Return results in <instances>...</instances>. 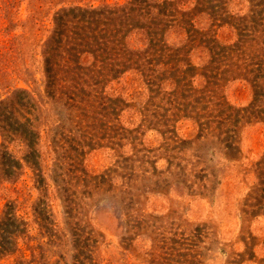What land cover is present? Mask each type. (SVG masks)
<instances>
[{
    "label": "rangeland",
    "instance_id": "rangeland-1",
    "mask_svg": "<svg viewBox=\"0 0 264 264\" xmlns=\"http://www.w3.org/2000/svg\"><path fill=\"white\" fill-rule=\"evenodd\" d=\"M129 1L0 0V264H264V70L243 77L248 48L224 68L215 52L208 69L204 43L232 44L241 17L259 46L264 0H148L156 20L172 3L193 13L190 40L174 22L157 28L193 65L93 80L86 50L88 73L68 71L59 22ZM147 41L136 27L125 45L142 54ZM47 50L61 51L52 86Z\"/></svg>",
    "mask_w": 264,
    "mask_h": 264
},
{
    "label": "trees",
    "instance_id": "trees-1",
    "mask_svg": "<svg viewBox=\"0 0 264 264\" xmlns=\"http://www.w3.org/2000/svg\"><path fill=\"white\" fill-rule=\"evenodd\" d=\"M153 6L154 4L150 3L148 0H130L127 4H123L122 6L117 8L99 7L84 10L83 12L78 9L79 14L77 16V22H83L84 25L82 27H75L74 29H70V26L76 25L75 17L66 18L64 20L66 27L63 28L61 26L63 22L60 21L59 24L61 28H59V31L57 32L55 42H58L57 48H64L66 49L67 53H69L68 59L70 61H67L69 65L68 71L71 68V72L78 74V69L82 68L83 66V68L87 72L86 68L88 67L79 62L80 55L83 52H87L86 50L90 51L93 56V66H90V69L93 72V76H90L93 80H101L102 78H104V71L108 69H111V74L114 76L121 72L122 68L135 67L136 65H134V63L139 64L140 68L138 69L143 74L144 71H146L148 73L147 76H151L150 73L154 71V67L158 66L159 68H165L163 70L161 69V71L159 70L157 73V75H159L161 78L166 77L165 75L167 73L165 75L164 73L168 69L173 68L174 70H186L180 64V62H183L185 65L187 63H189V65L191 64L190 62H188L186 47H171L167 45L168 43L165 41L163 35L165 28L159 31L157 30V28L160 26L167 27L174 22L184 28L187 34V39L190 40V38L200 34L199 30L194 27L192 18L193 13L191 11L183 13L181 11V7L179 9L172 3L170 6L168 5V8H165L164 10H161L159 12V16L156 20L152 12ZM139 12L145 14L149 13L152 22H150L149 24H146V22L140 24L138 20V17L140 15ZM156 15H158V13H156ZM239 18L242 20L241 24H238L239 22L236 23L234 22V20H232L231 25L235 26L237 30V40L233 41L232 44L226 45L217 42L215 37L212 35L213 32L209 37L205 38L204 43H207V45L209 43L215 44V46H212L211 48L212 59H209L210 66L206 65V67L208 69L219 67L216 64V60L220 61V63L222 62L223 68L227 67L230 63L228 60L229 58L235 60L239 57V53L237 54L238 49L248 48L252 50L249 51V57L240 58L241 61L246 64L242 67L244 69V72L248 68L247 72L243 74V77L248 78L250 82H253V84H255V81H257L255 75L256 71L264 70V44H261L264 42V40L259 42V46H254V32H247L248 29L253 28V22L247 21L246 19L243 20L244 18L241 17ZM136 27H143L148 32L147 47L144 48L142 54L139 51H130L125 45L126 35L131 29ZM196 40L200 41L201 38H198ZM57 51L58 53H51V51L49 52L47 50L46 54L45 71L47 73V79L50 85L53 83V80H56V78L58 77L57 71L54 70L53 66L58 65V62L56 63L53 61L54 59H56V56L61 53L60 50ZM215 52H217L218 54V56L215 58L216 60L213 59V54ZM73 57L75 59H73ZM115 58H123L124 63H116L114 61ZM249 58L251 62H249ZM106 66H108V68ZM235 69H238L239 72H243V70L238 67V65L235 66ZM232 71H234V68L231 69V72ZM248 72H250V74ZM209 76L213 77V75H211L210 73ZM170 80L176 81L177 79L173 78ZM79 89L82 90V88ZM74 94H77L75 90L69 93L70 101L77 100V96ZM262 96L264 97L262 93L260 94L258 92V99H262ZM236 115L238 116L239 114H237V112L234 114L232 123L228 126L231 134H228L227 138L230 140L235 139V128L238 121V117L236 118Z\"/></svg>",
    "mask_w": 264,
    "mask_h": 264
}]
</instances>
